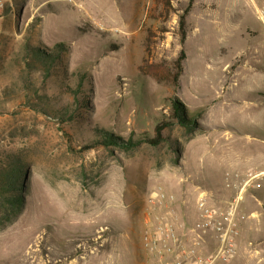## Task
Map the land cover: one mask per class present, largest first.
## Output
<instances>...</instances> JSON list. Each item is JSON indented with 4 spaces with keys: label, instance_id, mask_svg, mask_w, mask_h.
Here are the masks:
<instances>
[{
    "label": "rangeland",
    "instance_id": "1",
    "mask_svg": "<svg viewBox=\"0 0 264 264\" xmlns=\"http://www.w3.org/2000/svg\"><path fill=\"white\" fill-rule=\"evenodd\" d=\"M188 2L0 0V166L19 160L27 173L23 211L0 227V264H153L145 230L194 223L201 194L226 210L236 192L225 173L264 168V0H194L177 87ZM26 39L63 44L57 71L27 67ZM177 99L195 127L83 149L96 129L155 138ZM237 214L239 236L249 221L261 239L228 264H263L264 188L246 191Z\"/></svg>",
    "mask_w": 264,
    "mask_h": 264
},
{
    "label": "built area",
    "instance_id": "2",
    "mask_svg": "<svg viewBox=\"0 0 264 264\" xmlns=\"http://www.w3.org/2000/svg\"><path fill=\"white\" fill-rule=\"evenodd\" d=\"M264 22V8L259 10ZM227 190L236 192L230 206L220 209L203 194L197 200L198 220L190 225L162 222L147 229L142 245L153 264H228L238 253V205L246 191L264 188V168L225 173ZM210 236L215 240L209 241Z\"/></svg>",
    "mask_w": 264,
    "mask_h": 264
},
{
    "label": "trees",
    "instance_id": "3",
    "mask_svg": "<svg viewBox=\"0 0 264 264\" xmlns=\"http://www.w3.org/2000/svg\"><path fill=\"white\" fill-rule=\"evenodd\" d=\"M194 0H189L186 8L179 16L178 31L180 43L182 45L177 58L174 60V72L171 73V79L177 87L180 85V77L183 73L184 62L187 58L184 44L188 35V27L186 17L190 13ZM63 44H55L53 47H42L30 44L29 40L24 41V59L29 69H36V65H40L44 73L51 75L57 71L61 55L65 51ZM85 81V74H77L75 88L67 83L68 89L78 92V89ZM173 116L159 122L155 127V138L146 140H134L132 137L124 139L115 135L106 129L94 130L95 140L90 141L84 146V150L93 148L96 145L109 147L115 145L124 150H130L141 142L147 141L153 145L158 144L162 140V132L165 128L173 125H180L186 128L195 127L197 120L185 113L184 106L180 100L172 102ZM27 176L25 165L19 160H9L6 166H0V227L5 223L20 215L23 211V179Z\"/></svg>",
    "mask_w": 264,
    "mask_h": 264
},
{
    "label": "crops",
    "instance_id": "4",
    "mask_svg": "<svg viewBox=\"0 0 264 264\" xmlns=\"http://www.w3.org/2000/svg\"><path fill=\"white\" fill-rule=\"evenodd\" d=\"M262 140H264L263 138H261ZM262 140H259L257 139L256 142H262ZM249 167H258V165L256 166H248L247 168ZM245 168V169H247ZM260 168V167H258ZM244 169V170H245ZM246 224H249L248 226L250 227L249 230H247V232L245 231V225ZM255 224V222H254ZM244 226H240V236L238 238V250L240 251L241 255H244V254H250V248H248V245H247V242L252 240V241H256V242H259L260 241V229L259 230H256L253 226V223H250L249 221H247L245 223ZM259 248V251L262 255V258H263V264H264V246H260L258 247ZM239 253V252H238Z\"/></svg>",
    "mask_w": 264,
    "mask_h": 264
}]
</instances>
